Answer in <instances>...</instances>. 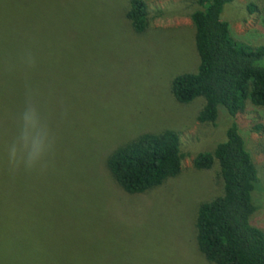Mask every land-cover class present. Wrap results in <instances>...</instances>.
<instances>
[{
    "label": "rangeland",
    "instance_id": "1",
    "mask_svg": "<svg viewBox=\"0 0 264 264\" xmlns=\"http://www.w3.org/2000/svg\"><path fill=\"white\" fill-rule=\"evenodd\" d=\"M39 1L37 45L23 49L15 112L19 130L31 92L54 145L46 167H23L29 227L21 240L36 244L27 264H213L199 250L196 224L200 206L222 196L224 183L217 161L209 169L194 161L213 153L233 123L259 171L251 223L264 232V107L248 103L236 118L221 109L206 124L198 121L202 97L181 104L172 93L176 77L200 66L191 20L198 0H142L144 32L127 18L132 0ZM221 18L238 42L264 44V0H235ZM167 130L180 138V173L125 192L110 156Z\"/></svg>",
    "mask_w": 264,
    "mask_h": 264
},
{
    "label": "trees",
    "instance_id": "2",
    "mask_svg": "<svg viewBox=\"0 0 264 264\" xmlns=\"http://www.w3.org/2000/svg\"><path fill=\"white\" fill-rule=\"evenodd\" d=\"M234 1L198 0L201 9L191 20L200 66L196 73L180 75L172 83L179 103L189 104L199 97L205 100L198 116L200 123L215 124L221 109L236 118L248 103L264 107V44L251 46L235 40L230 24L221 18L225 6ZM39 2L0 0V264L31 263L36 249L31 240H21L22 231L29 227L21 191L23 166L9 164L7 149L18 134L15 101L17 81L22 76L19 65L23 49L37 45ZM127 18L135 31L144 32L146 3L132 0ZM182 161L179 135L167 130L143 135L119 148L108 159V168L125 192L136 194L177 176ZM215 161L224 193L199 208V250L213 264H264V232L251 223L258 210L254 199L259 171L236 123L228 128L226 140L213 153L199 155L194 165L209 169Z\"/></svg>",
    "mask_w": 264,
    "mask_h": 264
},
{
    "label": "clouds",
    "instance_id": "3",
    "mask_svg": "<svg viewBox=\"0 0 264 264\" xmlns=\"http://www.w3.org/2000/svg\"><path fill=\"white\" fill-rule=\"evenodd\" d=\"M28 63L33 64L29 59ZM17 136L7 149L9 164L14 168L23 166L26 170L46 167L45 156L52 150L54 141L42 123L39 109L31 92L26 96L25 107L19 116Z\"/></svg>",
    "mask_w": 264,
    "mask_h": 264
}]
</instances>
